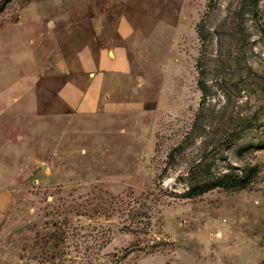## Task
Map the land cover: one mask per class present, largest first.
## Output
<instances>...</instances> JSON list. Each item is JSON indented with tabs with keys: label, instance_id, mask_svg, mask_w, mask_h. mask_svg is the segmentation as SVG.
Instances as JSON below:
<instances>
[{
	"label": "rangeland",
	"instance_id": "rangeland-1",
	"mask_svg": "<svg viewBox=\"0 0 264 264\" xmlns=\"http://www.w3.org/2000/svg\"><path fill=\"white\" fill-rule=\"evenodd\" d=\"M0 192V264H264V0H0Z\"/></svg>",
	"mask_w": 264,
	"mask_h": 264
},
{
	"label": "crops",
	"instance_id": "crops-1",
	"mask_svg": "<svg viewBox=\"0 0 264 264\" xmlns=\"http://www.w3.org/2000/svg\"><path fill=\"white\" fill-rule=\"evenodd\" d=\"M98 65L95 61H78L74 71L56 88V95L73 112L90 113L107 107L111 76L103 70L106 67L102 63ZM8 201V193L0 192V213Z\"/></svg>",
	"mask_w": 264,
	"mask_h": 264
}]
</instances>
